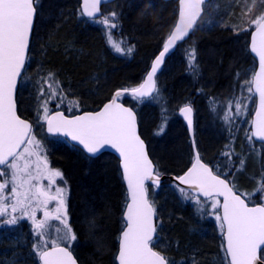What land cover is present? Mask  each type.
<instances>
[{
	"label": "trees",
	"instance_id": "1",
	"mask_svg": "<svg viewBox=\"0 0 264 264\" xmlns=\"http://www.w3.org/2000/svg\"><path fill=\"white\" fill-rule=\"evenodd\" d=\"M35 7L37 16L26 70L37 63L36 72L41 76L49 72L60 77L70 96L75 95L79 103L76 111L61 109L66 115L94 111L115 90L137 87L170 33L178 12L176 0H116L102 7L100 28L89 25L92 21L81 15L80 0H35ZM263 12L264 0H256L250 9L238 0H211L205 5L195 32L168 55L160 74L161 100L153 106L147 103L153 98H121L135 110L140 136L147 143L150 156L156 157L159 164L153 161L159 174L182 173L191 163L193 153L181 120L174 124V133L171 128L164 136L156 135V131L166 125L170 110L176 117L179 105L189 104L196 109L210 93L231 89L243 63L255 65L247 53L254 26L246 25L250 18ZM190 52L194 54L190 56ZM33 94L30 91L24 95L21 86L17 93L18 113L31 121ZM207 136L198 137L199 145L213 150L218 141ZM51 139L50 156L53 164L62 170L64 187L70 191L68 213L71 228L77 234L72 246L58 244L69 247L80 264H116L127 202L118 160L110 154L91 159L63 139ZM208 164L215 173L230 180L228 174ZM260 166L263 167L246 165L245 174L252 175L260 184L246 180L243 185L247 189H251L250 184H257L256 190L264 185V167ZM170 185L173 183L165 180L158 190L147 186L156 216L152 247L165 256L168 264H228L219 212V220L207 221L203 213L202 217L198 214V207V212L195 210L194 202L191 203L194 199L204 200L174 185L190 201L183 205L171 191L162 190ZM234 188L240 192L237 186ZM257 196L248 197V203H260ZM8 211V215H2L4 211L0 209V264H39L40 252L50 247V243L41 248L29 223L4 222L8 216L12 218L13 210Z\"/></svg>",
	"mask_w": 264,
	"mask_h": 264
},
{
	"label": "water",
	"instance_id": "2",
	"mask_svg": "<svg viewBox=\"0 0 264 264\" xmlns=\"http://www.w3.org/2000/svg\"><path fill=\"white\" fill-rule=\"evenodd\" d=\"M115 0H80L82 15L95 19L101 7ZM169 1V0H164ZM210 0H178L177 21L164 48L153 59L143 80L136 88L118 89L96 111L66 116L52 112L45 131L65 138L92 158L114 155L119 161L127 192L116 264H167L165 258L150 246L156 235L155 213L146 186L159 187L166 179L202 199H221L220 216L224 227V248L229 264H264V205H249L230 183L216 175L200 157L195 144L193 108L179 109L193 146L194 159L181 174H156L155 164L139 132L135 111L119 101L123 95L150 98L156 89V76L167 55L193 34ZM37 11L35 0H0V168L25 145L31 123L17 113L16 97L30 50ZM249 52L256 61L252 91L256 98L251 133L256 143L264 145V17L252 30ZM40 264H79L72 251L54 246L39 255Z\"/></svg>",
	"mask_w": 264,
	"mask_h": 264
},
{
	"label": "rangeland",
	"instance_id": "3",
	"mask_svg": "<svg viewBox=\"0 0 264 264\" xmlns=\"http://www.w3.org/2000/svg\"><path fill=\"white\" fill-rule=\"evenodd\" d=\"M240 1L248 5V9L252 8L256 3V0H238V3ZM263 15L264 12L259 17L250 18V21H248L249 24L246 26L249 28L253 27L260 21ZM101 24L98 19L97 21H92L89 25H97L102 28ZM109 26L112 27L111 23ZM105 36H107L106 32ZM192 54L194 53L190 52V56ZM254 70V63L248 66H241V70L234 78L235 82L232 86V88L236 89L235 93L230 95L225 91L216 90L214 94H209L208 99L203 105L194 109L196 121L195 138L198 151L201 153L203 161L210 162L216 169L226 175L228 174L233 187L237 186L240 193L246 199L257 194L260 203L264 204V185L259 190H256L259 188L257 184L255 186L250 184L251 189H247L243 185L246 184V180L248 182L254 181L258 183L253 179L252 175L245 174L246 165L250 163L253 165L262 164L264 167V161L261 158L263 147L253 145L251 130L249 129L255 107V99L251 89ZM36 71H38L37 63L32 65L31 68L29 66L28 70L25 69L20 82L24 95L30 91H34V108L31 119L35 124L36 130L31 136L29 146L19 154L13 163L0 171V209L2 212L4 211L2 215L9 213L8 210L10 208L13 210L10 212L11 220L8 216V219L4 222H16L19 225L22 224L20 222L29 223L30 225H28L35 233L34 236L39 238L41 248L45 247L48 243L51 246L57 245L58 242H64L72 246L77 239V234L71 228L68 213L70 191L67 187H64L65 179L62 170L53 164L48 147V144L53 143L51 141L53 137L50 138L45 134L43 123L53 109L65 108L76 111L79 108V103L75 99V95L74 97L70 96L71 93L67 90L68 86L62 82L59 76L55 77V74L49 72L41 76V73H37ZM161 78L162 76L160 75L158 78V88L153 99L147 102L153 106L162 98L163 91L159 87ZM180 107L181 105L175 111L177 114L176 117L173 115V111L170 110L172 116H168L165 126L160 125L161 127H159L160 129L158 128L159 131H156V135H167L170 128L173 129V133L175 132L176 128L174 124L181 120L178 115V109ZM164 112L165 110L163 109L162 113ZM163 120L164 118H162ZM181 126L183 127V125ZM204 134L218 141V144L213 150H208L207 147L199 145L198 137H203ZM152 157L158 163L156 157L154 155ZM47 171L48 182L42 184V189L45 193L52 195L49 202L45 198H41L37 187L40 184V180L43 181L44 176L46 177L45 173ZM61 176L63 178L62 183L60 181L56 183L55 180ZM242 177H245L244 181ZM153 189L158 190L157 188ZM162 190L171 191L176 201L179 200L183 205L186 202H190L174 184ZM51 199H53V202ZM191 203L194 204L193 207H195L197 212L200 209L198 214L201 216L203 213L202 215L207 221L219 220V199L211 198L204 200V202H199L197 199H194ZM63 204L67 208L65 212L62 208ZM61 212L63 213V217L66 218L65 220L58 218ZM4 225L2 224V226Z\"/></svg>",
	"mask_w": 264,
	"mask_h": 264
},
{
	"label": "flooded vegetation",
	"instance_id": "4",
	"mask_svg": "<svg viewBox=\"0 0 264 264\" xmlns=\"http://www.w3.org/2000/svg\"><path fill=\"white\" fill-rule=\"evenodd\" d=\"M30 118V117H29ZM182 123H183V126L185 127V129H186V126H185V124H184V122L182 121ZM186 132H187V130H186ZM191 145V144H190ZM192 147V146H191ZM103 154H100L99 156H97V157H100V156H102ZM96 157V158H97ZM116 158V157H115ZM91 159H94V158H91ZM52 168V167H51ZM49 170H50V167H49ZM59 170V169H58ZM1 171V170H0ZM48 173V171L45 173V175H46V177L44 176V178H43V181H41L40 180V184L37 186L38 187V189H39V193H40V196H41V198H45L48 202L50 201V198H52V195H49V194H47V193H45L44 192V190L42 189V184L44 183V182H48V178H47V174ZM56 181V183H58V181H60L61 183H62V176L61 177H59L58 179H56L55 180ZM53 199H51V201H52ZM53 202V201H52ZM62 208L64 209V212L65 211H67V208H66V206L63 204V206H62ZM66 214H68V213H66ZM58 218H60V219H63V220H65L66 218L65 217H63V213L61 212L60 213V217H58Z\"/></svg>",
	"mask_w": 264,
	"mask_h": 264
},
{
	"label": "bare ground",
	"instance_id": "5",
	"mask_svg": "<svg viewBox=\"0 0 264 264\" xmlns=\"http://www.w3.org/2000/svg\"><path fill=\"white\" fill-rule=\"evenodd\" d=\"M263 17H264V15H263ZM262 17V18H263ZM261 18V19H262ZM260 19V20H261ZM176 21H177V17H176V20H175V22H174V25H175V23H176ZM174 25H173V27H174ZM256 25L257 24H255L254 25V27L252 28V29H254L255 27H256ZM172 27V28H173ZM172 30V29H171ZM171 32V31H170ZM169 35H170V33H168V35L165 37V39H164V41H163V43H162V46H161V49L158 51V53L164 48V45H165V42H166V40L168 39V37H169ZM180 45V44H179ZM179 45H177V47H176V49L173 51V52H175L176 50H178L179 48ZM173 52H170L169 54H171V53H173ZM247 53H248V55H250L251 56V54H250V52H249V48H248V45H247ZM168 54V55H169ZM158 55V54H157ZM156 55V56H157ZM168 55H167V58H166V61H165V63H164V65H163V67H162V69H161V72L163 71V69H164V67H165V65H166V62H167V59H168ZM155 56V57H156ZM252 57V56H251ZM253 58V57H252ZM130 59H131V57H130ZM254 59V58H253ZM254 61H255V59H254ZM245 65H247L248 66V64H242V67L243 66H245ZM151 66V65H150ZM147 74V73H146ZM146 76V75H145ZM145 76L143 77V79H142V81L140 82V84L143 82V80H144V78H145ZM235 81H233V83H234ZM236 92V89L235 88H232L231 87V89H229L228 91H226V93L227 94H230V95H232L233 93H235ZM249 129L251 130V124H250V127H249ZM187 134H188V132H187ZM188 138H189V135H188ZM195 141H196V138H195ZM189 143H191V140H190V138H189ZM169 175V174H168Z\"/></svg>",
	"mask_w": 264,
	"mask_h": 264
}]
</instances>
